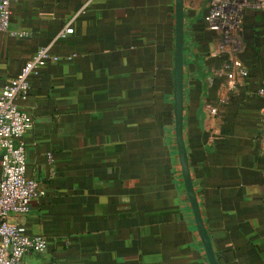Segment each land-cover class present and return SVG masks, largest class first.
Here are the masks:
<instances>
[{"label": "crops", "instance_id": "1", "mask_svg": "<svg viewBox=\"0 0 264 264\" xmlns=\"http://www.w3.org/2000/svg\"><path fill=\"white\" fill-rule=\"evenodd\" d=\"M174 7L12 2L0 33V84L41 45L61 55L30 77L18 100L33 116L23 135L26 173L46 192L9 218L49 240L46 250L27 251L24 264H210L175 137ZM189 7L185 0L183 132L202 217L219 264H264V11L244 13L240 55L249 71L222 102L221 56L206 53L217 32L198 12L187 16ZM71 18L74 32L57 39Z\"/></svg>", "mask_w": 264, "mask_h": 264}, {"label": "built area", "instance_id": "2", "mask_svg": "<svg viewBox=\"0 0 264 264\" xmlns=\"http://www.w3.org/2000/svg\"><path fill=\"white\" fill-rule=\"evenodd\" d=\"M0 0V33L9 29L12 2ZM248 9L264 11V0H208L205 14L206 26L217 32L218 41L214 54L221 56L216 74H225L226 81L220 93V101L225 102L229 92L239 82L245 80L249 67L241 57L244 47L242 24ZM74 18L69 19L57 32L56 38H66L75 28ZM13 35H26L29 30H11ZM77 52H68L73 58ZM61 57L53 53L49 44L39 46L25 60L16 77L0 84V264H24L23 255L34 250L42 252L48 248L49 240L45 234L29 233L24 224L9 218L11 214H22L30 210L33 201L45 194L39 181L26 173V150L24 133L33 125V116L23 109L19 99H25L31 87L30 77L39 73L41 66ZM264 96V79L257 89ZM212 112L216 106L210 107ZM262 151L264 152V103L261 106ZM49 156L51 154L49 153ZM53 264V263H51Z\"/></svg>", "mask_w": 264, "mask_h": 264}, {"label": "water", "instance_id": "3", "mask_svg": "<svg viewBox=\"0 0 264 264\" xmlns=\"http://www.w3.org/2000/svg\"><path fill=\"white\" fill-rule=\"evenodd\" d=\"M184 2L175 0V52H174V117L175 137L178 147V155L182 168L183 178L187 190V196L192 206L194 218L201 240L205 247L206 256L210 264H219L213 245L204 223L200 204L195 191L194 182L189 165L187 148L183 132L184 119Z\"/></svg>", "mask_w": 264, "mask_h": 264}, {"label": "rangeland", "instance_id": "4", "mask_svg": "<svg viewBox=\"0 0 264 264\" xmlns=\"http://www.w3.org/2000/svg\"><path fill=\"white\" fill-rule=\"evenodd\" d=\"M187 3L190 5V7L187 9V16H190V13L192 12H198L199 14H201L203 20L205 21V14L207 12V0H187ZM214 46L213 49L208 48L206 53L209 55L214 53L216 49V47Z\"/></svg>", "mask_w": 264, "mask_h": 264}, {"label": "trees", "instance_id": "5", "mask_svg": "<svg viewBox=\"0 0 264 264\" xmlns=\"http://www.w3.org/2000/svg\"><path fill=\"white\" fill-rule=\"evenodd\" d=\"M218 37V36H217Z\"/></svg>", "mask_w": 264, "mask_h": 264}]
</instances>
